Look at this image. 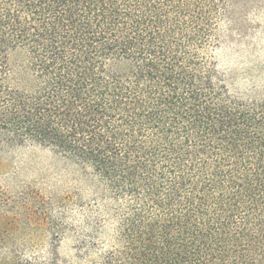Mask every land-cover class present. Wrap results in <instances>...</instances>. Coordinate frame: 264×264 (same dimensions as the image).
<instances>
[{"label": "trees", "instance_id": "trees-1", "mask_svg": "<svg viewBox=\"0 0 264 264\" xmlns=\"http://www.w3.org/2000/svg\"><path fill=\"white\" fill-rule=\"evenodd\" d=\"M230 7L0 0V149L48 148L96 180L92 263L264 264V87L233 91L217 65Z\"/></svg>", "mask_w": 264, "mask_h": 264}, {"label": "rangeland", "instance_id": "rangeland-1", "mask_svg": "<svg viewBox=\"0 0 264 264\" xmlns=\"http://www.w3.org/2000/svg\"><path fill=\"white\" fill-rule=\"evenodd\" d=\"M230 6L214 51L217 65L233 91L263 88L264 0H230ZM96 192L89 172L51 149H0V258L94 264L88 253L99 244L100 253L109 229L99 224L105 195Z\"/></svg>", "mask_w": 264, "mask_h": 264}]
</instances>
